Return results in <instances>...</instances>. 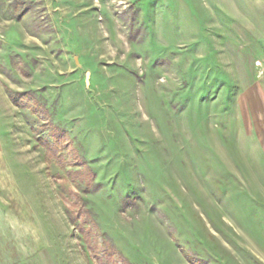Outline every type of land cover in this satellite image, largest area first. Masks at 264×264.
<instances>
[{
    "label": "rangeland",
    "instance_id": "1",
    "mask_svg": "<svg viewBox=\"0 0 264 264\" xmlns=\"http://www.w3.org/2000/svg\"><path fill=\"white\" fill-rule=\"evenodd\" d=\"M11 1L0 264H264V0Z\"/></svg>",
    "mask_w": 264,
    "mask_h": 264
},
{
    "label": "trees",
    "instance_id": "2",
    "mask_svg": "<svg viewBox=\"0 0 264 264\" xmlns=\"http://www.w3.org/2000/svg\"><path fill=\"white\" fill-rule=\"evenodd\" d=\"M13 1V0H12ZM11 1V2H12ZM19 1L20 0H14L12 3L10 2V5H11V9L13 10H11V9H9L10 10V13L11 14H13V16L14 17H19L18 15V13H15V10H17L18 9V6L20 5V3H19ZM31 4H32V6L30 5V6H28V8L26 9V10H30L31 8L33 9L34 8V3L33 2H30ZM59 141V139L57 138V140H56V142H58ZM43 142V141H42ZM49 148H51V151H53V153H55L56 152V150H55V145H49ZM57 153V152H56ZM60 161V160H59ZM82 178H84V177H82ZM77 204H73V206H76ZM89 233V235L91 234V232H88ZM89 237V236H88ZM90 238V239H89ZM88 238V240H90L91 242L93 241V239H94V237H92V235H90V237ZM92 247H95V251H96V255H98L97 253H99L100 252V248H99V246H98V242H97V239H96V244H94V245H91ZM124 263H126L125 261H124ZM123 263V264H124ZM107 264H118L117 262H114L113 261V259H112V257L109 259V261H108V263ZM127 264V263H126Z\"/></svg>",
    "mask_w": 264,
    "mask_h": 264
}]
</instances>
